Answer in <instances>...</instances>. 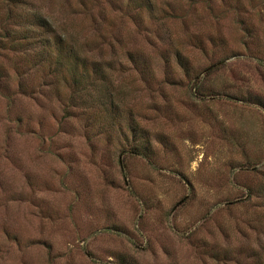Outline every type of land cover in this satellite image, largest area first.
Listing matches in <instances>:
<instances>
[{
    "label": "rangeland",
    "instance_id": "rangeland-1",
    "mask_svg": "<svg viewBox=\"0 0 264 264\" xmlns=\"http://www.w3.org/2000/svg\"><path fill=\"white\" fill-rule=\"evenodd\" d=\"M0 264H264V0H0Z\"/></svg>",
    "mask_w": 264,
    "mask_h": 264
},
{
    "label": "trees",
    "instance_id": "trees-1",
    "mask_svg": "<svg viewBox=\"0 0 264 264\" xmlns=\"http://www.w3.org/2000/svg\"><path fill=\"white\" fill-rule=\"evenodd\" d=\"M33 23H35V27H39V28H46L48 25H46L47 23H49L48 19L46 17H44L43 15L39 14V13H36L34 15V20H33ZM50 25V24H49ZM52 30V29H51ZM42 36V34H41ZM44 36V35H43ZM61 35H58L57 34V38L55 36H53L54 40H55V44H56V48H59V52L60 55H62L63 53V50L65 49L66 51H68V54L70 56H73L74 60L76 62H78V59L80 58V55H79V52L77 51L76 48H74L72 45H64L63 44V37ZM50 38H46L45 39H40V42H41V47H48L49 49V46L50 44L48 43ZM51 40V39H50ZM43 52V50L41 49L40 52ZM50 53H53V52H50ZM78 58V59H77ZM61 63V59H56V64H60Z\"/></svg>",
    "mask_w": 264,
    "mask_h": 264
}]
</instances>
